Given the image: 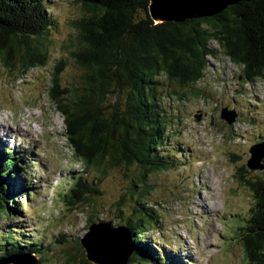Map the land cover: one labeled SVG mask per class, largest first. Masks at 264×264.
<instances>
[{"label": "rangeland", "instance_id": "374dc122", "mask_svg": "<svg viewBox=\"0 0 264 264\" xmlns=\"http://www.w3.org/2000/svg\"><path fill=\"white\" fill-rule=\"evenodd\" d=\"M43 1L54 20L45 36L47 65L15 80L14 72L0 64V160L11 150L17 164L10 169L14 175L0 176L5 181L0 203L7 210L0 214V235L11 238L4 242L7 248L36 243L39 264H82L86 259L79 239L90 221L118 226L129 218L134 223L139 200L151 215L142 237L156 248L161 264H244L238 237L253 208L244 181L264 180V168L246 167L248 149L264 140V80L244 81L241 67L210 41L213 55L206 58L202 79L186 87L160 79L157 95L167 121L160 154L167 166L148 173L146 186L136 188L147 194L139 198L129 192L132 178L141 180L142 169L110 168L98 180L99 195L69 206L60 194L73 179L83 176L92 182L100 175L86 172L73 156L48 89L58 62L66 63L58 75L62 86L82 74L69 52L77 46L72 23L84 11L76 0ZM223 108L236 112L233 124L220 118ZM3 252L0 247V256Z\"/></svg>", "mask_w": 264, "mask_h": 264}, {"label": "trees", "instance_id": "16d2710c", "mask_svg": "<svg viewBox=\"0 0 264 264\" xmlns=\"http://www.w3.org/2000/svg\"><path fill=\"white\" fill-rule=\"evenodd\" d=\"M149 1L76 0L84 15L72 23L77 46L69 56L82 74L64 87L58 75L66 63L58 62L48 98L63 119L73 156L86 172L93 170L100 177L87 182L80 176L66 188L60 187L65 188L60 195L69 206L99 195L98 180L110 168L134 165L142 169L141 180L132 178L129 192L139 198L147 194V189L136 188L146 186L148 173L167 166L160 154L167 129L162 96L157 95L160 79L164 76L179 87L202 79L206 58L213 55L210 41H216L222 53L241 67L244 81L264 80V1L238 2L212 17L181 23L151 20ZM53 25L43 0H0V64L14 72L15 80L47 65L45 36ZM4 154L0 176L14 175L10 169L17 166L15 153L6 150ZM244 183L252 193L253 208L238 240L244 264H264V180ZM136 204L135 222L127 218L123 224L130 230L133 250L127 264H161L156 248L142 237L151 215L139 200ZM115 207L120 213L121 201ZM2 213H7L5 202L0 203ZM0 238L4 248L0 258L34 254L37 264L42 261L36 243L7 248L11 238Z\"/></svg>", "mask_w": 264, "mask_h": 264}, {"label": "water", "instance_id": "95a60500", "mask_svg": "<svg viewBox=\"0 0 264 264\" xmlns=\"http://www.w3.org/2000/svg\"><path fill=\"white\" fill-rule=\"evenodd\" d=\"M242 1L248 0H150L148 15L157 23H181L194 18L212 17ZM236 117L234 110L223 108L220 111V118L228 125L233 124ZM248 152L250 156L246 167L261 171L264 168V140L251 145ZM4 182V178L0 177V187ZM79 242L85 251L86 261L91 264H127L132 256L130 230L123 225L113 226L110 221L90 223ZM23 258L27 260L26 264L38 263L34 254H15L0 258V264H22Z\"/></svg>", "mask_w": 264, "mask_h": 264}, {"label": "bare ground", "instance_id": "6f19581e", "mask_svg": "<svg viewBox=\"0 0 264 264\" xmlns=\"http://www.w3.org/2000/svg\"><path fill=\"white\" fill-rule=\"evenodd\" d=\"M208 210H211L210 206H208L206 203L204 204Z\"/></svg>", "mask_w": 264, "mask_h": 264}]
</instances>
